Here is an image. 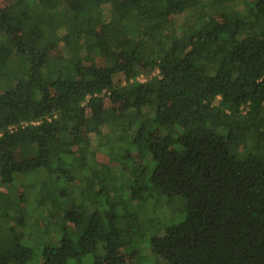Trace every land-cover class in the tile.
I'll return each mask as SVG.
<instances>
[{"label":"trees","instance_id":"obj_1","mask_svg":"<svg viewBox=\"0 0 264 264\" xmlns=\"http://www.w3.org/2000/svg\"><path fill=\"white\" fill-rule=\"evenodd\" d=\"M1 190L0 264H127L152 197L151 257L264 264V0H0Z\"/></svg>","mask_w":264,"mask_h":264},{"label":"rangeland","instance_id":"obj_2","mask_svg":"<svg viewBox=\"0 0 264 264\" xmlns=\"http://www.w3.org/2000/svg\"><path fill=\"white\" fill-rule=\"evenodd\" d=\"M217 8L219 9L220 13L216 16L213 25L218 23L219 21H222V19L224 17H226L225 12H227L228 10H231L233 8V6L228 5V6L224 7L222 5V6H218ZM240 8H243V6H241ZM186 25H187L188 31H191L195 27V21L193 19H189L187 21ZM52 55L54 58H62L63 57L61 45L56 47L52 51ZM153 137H154V140L159 139L160 138L159 132L155 131ZM249 148H251V147H249ZM31 149H33V148H31ZM98 160H100V163L106 164L108 166L112 165V162H110L108 157H106L104 154H100L98 156ZM131 177L133 180L135 179L134 175H131ZM99 178H97L98 182L101 179V178L100 179ZM80 184L82 185V182H80ZM90 184H92V183H90ZM92 185L97 186V184H92ZM124 185H125L124 187L126 188L127 184L124 183ZM134 186L135 185L133 184L132 187H134ZM0 192H1L0 205L1 206L4 205L3 207H5L8 204L6 193L3 190H1ZM120 198L123 199L124 201H126V199L124 198V194H121ZM155 201L156 200L154 197L150 198L147 201V204H145V209L143 210V212L141 214L144 216L152 215V217H154L153 218L154 224L146 225V227L138 234L139 235L138 239L135 241V243L137 245H135L134 249L129 248V249L121 252V258L127 264L132 263V253L135 251H137L139 253V255H137V257H138V260L140 262L137 264H160L162 262V260H158L155 257H151L152 255H151V251L149 249L150 237L153 235H157L158 233H160V231H164L165 229H167L168 227H170L172 225L178 224L179 222L183 221L186 217L185 210L184 209L180 210V208L177 210V207H176L177 204L176 203L173 204V203L167 202L166 200L162 199L161 202H159L160 204L156 205ZM115 204L116 203H113V206ZM126 204H127V202L125 204H122L121 207H124V208H119V211L118 212L116 211L117 216L125 215L127 213L126 210L130 207V204L129 203L127 204L128 207L126 206ZM171 204H173L172 207H170ZM98 208L100 210H103V211H107V209H109L104 203H101V202L98 204ZM94 210H95V208H94ZM128 210H133V209H128ZM89 214L92 216V213L90 211H87L86 215L89 216ZM91 216H89V217L91 218ZM33 239L36 240L40 244L41 240H37L36 236L33 237ZM146 243L148 245V248H147ZM92 260H93L92 256L88 255L84 259L82 264H92L93 263ZM90 261L92 263H90ZM162 263L165 264L164 262H162Z\"/></svg>","mask_w":264,"mask_h":264}]
</instances>
